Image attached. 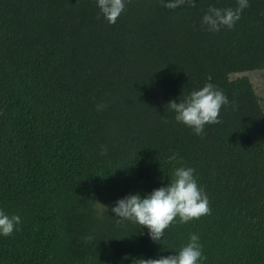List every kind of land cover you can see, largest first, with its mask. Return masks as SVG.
Here are the masks:
<instances>
[{
    "label": "trees",
    "instance_id": "16d2710c",
    "mask_svg": "<svg viewBox=\"0 0 264 264\" xmlns=\"http://www.w3.org/2000/svg\"><path fill=\"white\" fill-rule=\"evenodd\" d=\"M249 5L210 32L209 7L237 0H127L114 25L97 0H0V210L22 221L0 235V264H132L191 234L200 264H264V105L247 76L230 80L264 71V0ZM207 83L230 104L198 136L167 105ZM178 167L195 170L210 215L158 242L117 222L119 199L167 187Z\"/></svg>",
    "mask_w": 264,
    "mask_h": 264
},
{
    "label": "clouds",
    "instance_id": "9594fccd",
    "mask_svg": "<svg viewBox=\"0 0 264 264\" xmlns=\"http://www.w3.org/2000/svg\"><path fill=\"white\" fill-rule=\"evenodd\" d=\"M127 0H97L101 14L109 24H115L126 8ZM163 6L170 10L187 6L195 7V0H162ZM249 0H237V7L217 8L210 6L202 18L201 25L210 32H218L221 28L231 29L240 20L244 9L248 8ZM230 101L226 94L214 84L207 83L199 90H193L184 100L168 103L175 112V119L188 126L198 135H204L206 125L222 123L220 112ZM98 110L102 107L97 106ZM102 149L101 154H106ZM173 154L170 160H175ZM191 167H178L174 170L171 182L167 187L154 189L144 198L139 193L129 194L119 199L111 209L118 223L125 220L139 224L148 229L150 239L158 242L165 230L180 224L198 220L211 214L210 201L206 192L198 185ZM107 211V208H106ZM22 223L19 215H8L0 210V235L10 237L19 231ZM86 243H92L94 237H84ZM206 260L202 254L199 237L190 235L189 242L176 255L162 256L158 259H133L132 264H200Z\"/></svg>",
    "mask_w": 264,
    "mask_h": 264
},
{
    "label": "rangeland",
    "instance_id": "374dc122",
    "mask_svg": "<svg viewBox=\"0 0 264 264\" xmlns=\"http://www.w3.org/2000/svg\"><path fill=\"white\" fill-rule=\"evenodd\" d=\"M240 76H247L253 84L256 94L261 99L262 104L264 105V71L257 72H246L242 74L230 76V80H234Z\"/></svg>",
    "mask_w": 264,
    "mask_h": 264
}]
</instances>
